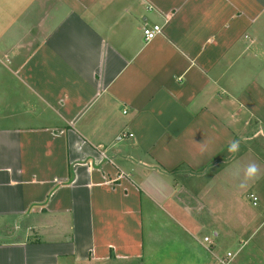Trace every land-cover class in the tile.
<instances>
[{"label":"crops","instance_id":"obj_1","mask_svg":"<svg viewBox=\"0 0 264 264\" xmlns=\"http://www.w3.org/2000/svg\"><path fill=\"white\" fill-rule=\"evenodd\" d=\"M263 11L0 0V264H222L260 218L227 208L264 173Z\"/></svg>","mask_w":264,"mask_h":264},{"label":"rangeland","instance_id":"obj_2","mask_svg":"<svg viewBox=\"0 0 264 264\" xmlns=\"http://www.w3.org/2000/svg\"><path fill=\"white\" fill-rule=\"evenodd\" d=\"M261 14L262 16L259 20V25L264 27V11L260 13V15ZM149 26H152V25L146 24L143 30ZM259 64L262 65L264 63H259ZM258 71H260L259 77L260 76L262 77L258 81H264V72H262L261 70H258ZM242 72H244L245 77L247 78L244 80L245 85L253 81V79L249 80L250 79L249 70H243ZM251 128L252 127H250L249 129ZM262 162H264V160H262ZM237 176H238V180L234 181V185L237 186V188L239 189V192L241 193L243 192L242 198H244L245 202L247 201L248 203H246V205L242 203L244 212L242 210V207L238 204V206L228 207L227 208L229 211L228 213H230V210H233V213L239 210L238 212L241 211L240 213L242 215L251 218V216H253V212L249 210L250 208L252 209V211L259 213L258 216L260 218H258L254 223H251L250 225L252 226L250 228H246V232L242 240L231 241L230 239H224V238L220 239L221 254L225 255L227 254L228 251H230L228 252V254H231L230 256L227 254L226 259L224 258L226 262H223L222 264H229L235 258L234 255L238 250H240V252L237 255V261H239L238 263H242L244 261L245 262L244 264H248L247 258L249 257L246 254L252 253L254 255H257L256 258L258 259V261L256 262L260 264H264V173L260 172L259 170L257 177L251 180H246L244 177V169H242ZM230 177L233 178L234 175H230ZM256 178L258 179L257 182H256ZM251 187L254 188V190L260 194L259 205L257 207H253L251 204L253 202V204L256 205L253 201V198H251L253 195ZM257 202H258V199H257ZM201 233L202 235H205L206 233H209L210 236L213 235L211 230L204 231Z\"/></svg>","mask_w":264,"mask_h":264},{"label":"clouds","instance_id":"obj_3","mask_svg":"<svg viewBox=\"0 0 264 264\" xmlns=\"http://www.w3.org/2000/svg\"><path fill=\"white\" fill-rule=\"evenodd\" d=\"M239 150V142L238 141H233L229 146H228V151L230 153H235ZM259 173V167L256 163H249L245 168H244V177L246 180H251L255 177H257Z\"/></svg>","mask_w":264,"mask_h":264},{"label":"built area","instance_id":"obj_4","mask_svg":"<svg viewBox=\"0 0 264 264\" xmlns=\"http://www.w3.org/2000/svg\"><path fill=\"white\" fill-rule=\"evenodd\" d=\"M161 30H162V27L159 26V25H157V24H155V25H152V26L146 27V28L143 30V32H144V36H145L146 40L149 41V40L154 39L158 34H160V33H161ZM251 198H253L254 203L257 204V199H258V198H257L255 195H252ZM205 241H209V238L206 237V238H205ZM228 255L230 256L231 254H228ZM223 262H226V260H222V263H223ZM227 262H228V261H227Z\"/></svg>","mask_w":264,"mask_h":264}]
</instances>
